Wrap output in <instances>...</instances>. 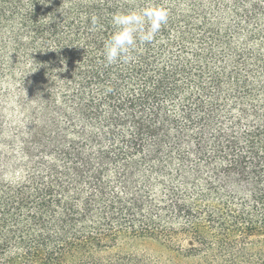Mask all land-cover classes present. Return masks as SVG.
<instances>
[{
	"label": "trees",
	"instance_id": "1",
	"mask_svg": "<svg viewBox=\"0 0 264 264\" xmlns=\"http://www.w3.org/2000/svg\"><path fill=\"white\" fill-rule=\"evenodd\" d=\"M0 264H264V0H0Z\"/></svg>",
	"mask_w": 264,
	"mask_h": 264
},
{
	"label": "clouds",
	"instance_id": "2",
	"mask_svg": "<svg viewBox=\"0 0 264 264\" xmlns=\"http://www.w3.org/2000/svg\"><path fill=\"white\" fill-rule=\"evenodd\" d=\"M169 15L166 7L156 4L113 13L110 21L113 32L105 41L102 53L105 63L135 62L140 45L154 41L161 28L167 25ZM96 24V17H92V25Z\"/></svg>",
	"mask_w": 264,
	"mask_h": 264
}]
</instances>
